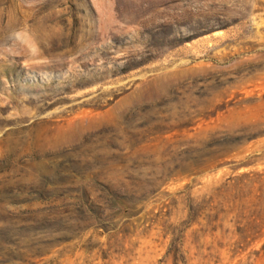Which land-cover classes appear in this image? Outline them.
Returning a JSON list of instances; mask_svg holds the SVG:
<instances>
[{"label":"rangeland","instance_id":"rangeland-1","mask_svg":"<svg viewBox=\"0 0 264 264\" xmlns=\"http://www.w3.org/2000/svg\"><path fill=\"white\" fill-rule=\"evenodd\" d=\"M0 264H264V0H0Z\"/></svg>","mask_w":264,"mask_h":264}]
</instances>
